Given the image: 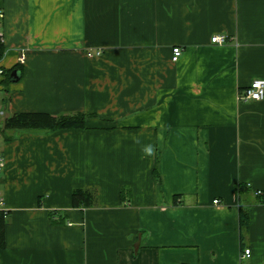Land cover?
Listing matches in <instances>:
<instances>
[{
	"label": "crops",
	"instance_id": "1",
	"mask_svg": "<svg viewBox=\"0 0 264 264\" xmlns=\"http://www.w3.org/2000/svg\"><path fill=\"white\" fill-rule=\"evenodd\" d=\"M0 8L2 127L17 112L85 116L2 128L0 264H264V98L238 99L264 80V0ZM76 188L95 204L73 207Z\"/></svg>",
	"mask_w": 264,
	"mask_h": 264
},
{
	"label": "trees",
	"instance_id": "2",
	"mask_svg": "<svg viewBox=\"0 0 264 264\" xmlns=\"http://www.w3.org/2000/svg\"><path fill=\"white\" fill-rule=\"evenodd\" d=\"M3 48L0 43V58ZM85 116L75 114L69 116H54L45 112H17L7 116L3 122V129H64L81 128L84 126ZM3 130L1 129V132ZM245 188L244 185L237 186V190ZM96 202L94 190L86 188H76L71 192V204L73 207H89ZM177 202V196H174ZM239 235L242 239L243 234L248 229V212L244 208L239 209ZM8 212L0 210V249L5 247V227L8 223Z\"/></svg>",
	"mask_w": 264,
	"mask_h": 264
},
{
	"label": "built area",
	"instance_id": "3",
	"mask_svg": "<svg viewBox=\"0 0 264 264\" xmlns=\"http://www.w3.org/2000/svg\"><path fill=\"white\" fill-rule=\"evenodd\" d=\"M2 21H3V11L0 8V43L3 42V32H2ZM211 42L216 43V44H222L226 42V36L225 35H213L211 37ZM98 53V52H97ZM182 54V49L179 46H175L172 48V60L176 61ZM25 60L24 54H21L17 61L19 64H22ZM5 74V69L0 67V76H3ZM264 98V80L261 79H255L253 80L247 87L243 88L239 93H238V99L239 100H261ZM2 116V111L0 109V119ZM1 127L2 124H0V135H1ZM5 167V161L4 157L2 154V151L0 149V178L2 175V172ZM260 191H258L259 193ZM218 200H213V203H217ZM0 210L6 211L4 207V198L2 197L1 190H0ZM250 254V249L245 248L243 250L242 256L246 257L249 256Z\"/></svg>",
	"mask_w": 264,
	"mask_h": 264
},
{
	"label": "water",
	"instance_id": "4",
	"mask_svg": "<svg viewBox=\"0 0 264 264\" xmlns=\"http://www.w3.org/2000/svg\"><path fill=\"white\" fill-rule=\"evenodd\" d=\"M19 75H20L19 70L14 69V70L11 71V73H10V75H9V79H10L11 81H16V80L19 79Z\"/></svg>",
	"mask_w": 264,
	"mask_h": 264
},
{
	"label": "rangeland",
	"instance_id": "5",
	"mask_svg": "<svg viewBox=\"0 0 264 264\" xmlns=\"http://www.w3.org/2000/svg\"><path fill=\"white\" fill-rule=\"evenodd\" d=\"M0 124H1V119H0ZM1 129H2V127H1ZM1 137H2V136H1ZM1 139H2V138H0V144H2V143H1ZM0 146H1V145H0Z\"/></svg>",
	"mask_w": 264,
	"mask_h": 264
}]
</instances>
